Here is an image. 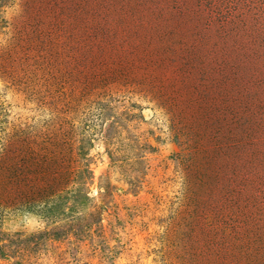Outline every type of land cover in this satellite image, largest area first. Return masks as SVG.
Segmentation results:
<instances>
[{"label":"rangeland","instance_id":"obj_1","mask_svg":"<svg viewBox=\"0 0 264 264\" xmlns=\"http://www.w3.org/2000/svg\"><path fill=\"white\" fill-rule=\"evenodd\" d=\"M0 264H264V0H0Z\"/></svg>","mask_w":264,"mask_h":264}]
</instances>
